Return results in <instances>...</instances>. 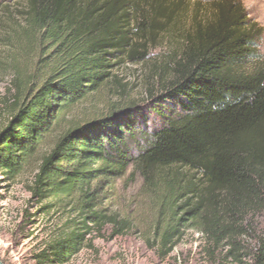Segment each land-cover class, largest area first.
Masks as SVG:
<instances>
[{
	"label": "trees",
	"instance_id": "obj_1",
	"mask_svg": "<svg viewBox=\"0 0 264 264\" xmlns=\"http://www.w3.org/2000/svg\"><path fill=\"white\" fill-rule=\"evenodd\" d=\"M0 15L11 22L0 23V54L13 75L0 171L13 179L34 163L29 202L41 214L68 209L69 228L44 246L46 261L67 264L93 230L108 229L113 240L130 229L102 208L101 183L131 169L142 179L160 256L196 229L236 264H264V232L252 250L241 242L247 217L264 210V60L251 73L236 71L258 59L260 32L243 12L198 27L173 78L149 90L141 107L118 101L67 124L76 106L116 81L110 57L124 47L117 37L144 35L140 0H0ZM127 57L138 61L134 51ZM22 61L32 63L30 74ZM183 170L191 174L185 184Z\"/></svg>",
	"mask_w": 264,
	"mask_h": 264
},
{
	"label": "rangeland",
	"instance_id": "obj_2",
	"mask_svg": "<svg viewBox=\"0 0 264 264\" xmlns=\"http://www.w3.org/2000/svg\"><path fill=\"white\" fill-rule=\"evenodd\" d=\"M140 5L146 12L148 23L142 36L132 33L124 35L126 40L124 36L117 37L124 47L115 53V58L110 57L114 64L111 74L116 77V81L109 83L89 101L76 106L64 117L66 124L71 119L78 121L103 115L118 101L141 107L149 90L158 93L161 84L173 78V70L182 51L189 39L194 42L198 27L205 30L218 25L221 18L229 23L238 12H243L248 25L255 27L260 37L256 40L258 59L247 62L236 71L251 73L258 67L259 61L264 60V0H140ZM10 8L16 9L14 5ZM0 21L1 24L11 23L1 15ZM130 51L137 53L138 61L128 59ZM2 55L0 129L10 117L13 102V93L10 95L8 92L13 75L8 69L7 57ZM22 62L24 64L21 65L30 74L32 63ZM153 123L148 121L147 128L151 129ZM140 140L138 146L142 148L144 138ZM135 150L134 147L133 153H136ZM34 170L35 165L31 163L13 179L0 171V262L3 264H51L43 258V248L69 228L67 207L52 205L49 212L41 214L37 211L40 206L29 202L28 187ZM172 173L175 174L173 170L169 171V176ZM178 175L182 184L191 178V174L184 170L178 171ZM101 188L102 208L127 218L130 229L113 240L108 239V229H104L100 235L93 230L86 237L80 252L67 264H236L225 255L226 248L209 244L196 229L186 230L171 253L160 256L153 249L152 239H149L154 219L149 203L142 194L143 182L131 169L115 183L108 185L102 182ZM244 225L249 232L241 238V242L248 250H252L257 237L264 232V210L247 217Z\"/></svg>",
	"mask_w": 264,
	"mask_h": 264
},
{
	"label": "water",
	"instance_id": "obj_3",
	"mask_svg": "<svg viewBox=\"0 0 264 264\" xmlns=\"http://www.w3.org/2000/svg\"><path fill=\"white\" fill-rule=\"evenodd\" d=\"M0 264H3L2 262H0Z\"/></svg>",
	"mask_w": 264,
	"mask_h": 264
}]
</instances>
